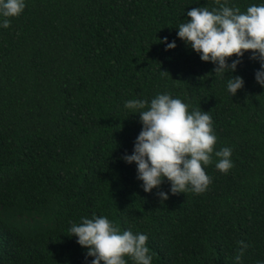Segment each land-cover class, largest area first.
Returning a JSON list of instances; mask_svg holds the SVG:
<instances>
[{
	"label": "trees",
	"instance_id": "trees-1",
	"mask_svg": "<svg viewBox=\"0 0 264 264\" xmlns=\"http://www.w3.org/2000/svg\"><path fill=\"white\" fill-rule=\"evenodd\" d=\"M259 2L230 5L244 11ZM199 6L216 4L25 0L0 27V264H84L85 249L68 229L93 214L146 233L152 264H236L237 254L241 264L264 260L259 64L245 51L235 72L213 74L214 65L176 36L187 10ZM163 37L175 47L166 50ZM229 75L244 82L232 96ZM158 92L180 98L189 111H208L214 151L231 148L227 172L215 168L214 156L204 166L210 183L202 193L161 201L154 193L167 192L168 181L145 193L135 164L121 158L141 128L124 102Z\"/></svg>",
	"mask_w": 264,
	"mask_h": 264
},
{
	"label": "clouds",
	"instance_id": "clouds-1",
	"mask_svg": "<svg viewBox=\"0 0 264 264\" xmlns=\"http://www.w3.org/2000/svg\"><path fill=\"white\" fill-rule=\"evenodd\" d=\"M215 4L211 9L199 6L187 10V19L176 27V36L198 53L201 61L211 62L212 73L221 77L235 72L240 57L248 51L249 59L259 64L254 80L264 89V0L249 4L244 11L230 5V0H215ZM24 8L25 0H0V27H8L9 18ZM165 41L166 37L160 40L166 50L175 47V41ZM233 54L235 58L229 61ZM243 83L239 75L227 76L228 94L235 95ZM123 107L129 110L128 115L138 114L141 128L131 154L126 152L121 158L135 164L136 178L145 193L159 189L164 180L169 183L168 191L154 193L161 201L170 193H202L210 183L204 166L213 161V156L220 172L232 167L230 147L214 151L216 135L208 111H189L186 102L168 92H158L150 100L128 99ZM68 231L85 249L84 264H126L125 257L133 264H152L147 234L120 230L107 216H81L79 223L70 222ZM240 243L238 252L243 253L247 245ZM233 259L241 264L240 254ZM256 264H264V260Z\"/></svg>",
	"mask_w": 264,
	"mask_h": 264
}]
</instances>
